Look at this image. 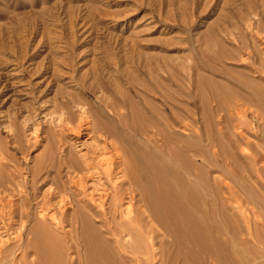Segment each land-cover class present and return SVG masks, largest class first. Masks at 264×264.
<instances>
[{
	"label": "rangeland",
	"instance_id": "374dc122",
	"mask_svg": "<svg viewBox=\"0 0 264 264\" xmlns=\"http://www.w3.org/2000/svg\"><path fill=\"white\" fill-rule=\"evenodd\" d=\"M248 81L264 88V0H0V199L18 208L27 205L32 194L49 189L50 183L39 182L32 190L34 172L52 171L50 160H57L60 140L70 144L65 148L74 143L69 132H63L66 138L58 131V120L68 116L76 123L83 105L101 116L117 113L111 125L155 158L159 152L156 155L143 138L152 137L156 126L164 133L156 141L164 154L169 147L193 143L211 158L223 142L237 161L233 164L229 158L226 165H217L212 179L220 185L246 179L262 193L258 188L264 183V110L261 120L254 106L243 104L247 114L239 118L222 96L223 91L249 92ZM157 90L163 98L146 96ZM213 93L222 108L213 101ZM148 105L162 112V120ZM136 118L143 130L137 129ZM86 140L73 145L79 150ZM254 157L258 164L252 162ZM228 165L236 168V177L228 173ZM248 174L257 176L259 185ZM217 212L214 222L221 227ZM224 214L231 217L228 210ZM248 218L251 234L254 222L264 226V215ZM11 222V228H17ZM233 224L237 237L248 238L241 219ZM261 249L248 241L239 249L243 264H264ZM14 255L20 258L21 250Z\"/></svg>",
	"mask_w": 264,
	"mask_h": 264
},
{
	"label": "bare ground",
	"instance_id": "6f19581e",
	"mask_svg": "<svg viewBox=\"0 0 264 264\" xmlns=\"http://www.w3.org/2000/svg\"><path fill=\"white\" fill-rule=\"evenodd\" d=\"M247 84L249 92L238 90L225 94L221 91L222 96L226 95L227 104H232L229 108L235 110L239 118L246 116L243 104H247L256 108L253 113L262 120L264 88L252 81ZM150 93L153 95L147 93L146 96L154 100L163 98L158 90ZM212 99L219 109L223 107L215 93ZM83 107L76 123L68 116L63 120L59 118L60 125L56 122L61 134L70 133H67L69 140L74 142L71 147L65 148L70 144L62 143L58 137L59 156L55 161L50 160L52 171L45 173L46 168H39L34 172L32 190H36L34 185L39 182L50 183L49 189L40 195L32 194L27 205H18V208L0 199V264H243L239 249L248 241H255L264 252V226L257 227L254 222L251 234L248 222V214L264 215V183L262 189L258 186L262 191L258 193L246 179H241L240 184L220 185L210 176L212 169L226 165L229 158L234 164L236 157L228 155L226 144L218 142L219 153L212 151L211 158L193 143L182 144L179 149L169 147L166 155L161 144L156 145L157 136L164 134H159L158 130L162 129L156 126L157 131H151L152 137L142 136L143 141L138 140L141 135L137 136L138 141L154 146L156 155L159 152L160 157L155 158L111 125L117 113L101 116ZM148 107L162 120L160 110ZM140 126L137 129L143 130ZM137 132L139 134V130ZM131 133L137 135L135 131ZM83 137L87 140L77 150L73 144L78 145ZM236 139L234 145L238 143ZM231 145L229 142L228 146ZM254 159L252 162L258 164L259 159ZM234 168L231 165L228 169L233 176ZM256 177L252 178L257 184ZM1 184L0 194L3 192ZM248 205H252L250 210ZM4 208L10 212H5ZM225 210L230 218L224 214ZM216 212L222 218L221 227L214 222ZM238 219L246 225L248 238L240 237L239 233L240 236H236L233 221ZM11 221L17 228H11ZM28 223L31 226L26 230ZM215 234L223 235L226 240L220 241ZM3 237H6L4 241ZM15 249L21 250L20 258L15 257ZM233 255L240 257L239 261L232 260Z\"/></svg>",
	"mask_w": 264,
	"mask_h": 264
}]
</instances>
